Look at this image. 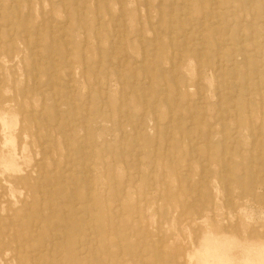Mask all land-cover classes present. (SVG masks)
Here are the masks:
<instances>
[{"label":"rangeland","instance_id":"rangeland-1","mask_svg":"<svg viewBox=\"0 0 264 264\" xmlns=\"http://www.w3.org/2000/svg\"><path fill=\"white\" fill-rule=\"evenodd\" d=\"M0 5V264H264V0Z\"/></svg>","mask_w":264,"mask_h":264},{"label":"bare ground","instance_id":"bare-ground-1","mask_svg":"<svg viewBox=\"0 0 264 264\" xmlns=\"http://www.w3.org/2000/svg\"><path fill=\"white\" fill-rule=\"evenodd\" d=\"M118 1H119V0H118ZM96 3H97V2H96ZM146 3H147V2H146ZM169 4H171V3H169ZM147 5H148V4H147ZM0 6H1V5H0ZM84 6H85V4H84ZM146 7H147V6H146ZM172 7H173V6H172ZM18 9H19V7H18ZM67 10H68V9H67ZM82 10H83V9H82ZM202 10H203V9H202ZM205 11H206V10H205ZM211 11H212V10H211ZM146 12H147V11H146ZM83 14H84V12H83ZM147 14H148V13H147ZM203 15H204V13H203ZM97 17H98V16H97ZM148 17H149V16H148ZM18 18H19V16H18ZM66 20H67V19H66ZM66 20H65V22H67ZM97 22H99V20H97ZM153 23H154V22H153ZM123 25H124V24H123ZM57 27H58V25H57ZM102 27H103V26H102ZM60 29H61V28H60ZM162 29H163V28H162ZM14 30H15V29H14ZM173 30H174V29H173ZM201 30H202V29H201ZM123 31H124V29H123ZM8 32H9V31H8ZM61 32H62V31H61ZM170 33H171V32H170ZM170 33H169V34H170ZM58 34H59V33H58ZM63 34H64V33H63ZM123 34H124V32H123ZM12 35H13V34H12ZM12 35H11V36H12ZM63 36H64V35H63ZM63 36H62V37H63ZM24 37H26V36H24ZM62 37H61V38H62ZM95 37H96V36H95ZM113 37H114V36H113ZM117 37H118V36H117ZM133 37H134V36H133ZM58 38H59V37H58ZM140 38H141V37H140ZM153 38H155V37L153 36ZM177 38H178V37H177ZM251 38H252V37H251ZM145 40H146V39H145ZM250 40H251V39H250ZM153 41H154V40H153ZM242 41H243V40H242ZM198 42H199V41H198ZM85 43H86V42H85ZM224 45H225V44H224ZM33 47H34V46H33ZM83 47H84V46H83ZM83 47H82V48H83ZM154 48H155V47H154ZM66 50H67V49H66ZM143 50H144V49H143ZM82 51H83V50H82ZM144 51H145V50H144ZM38 52H39V51H38ZM178 53H179V52H178ZM143 54H145V53H143ZM153 54H154V53H153ZM67 56H68V54H67ZM143 56H144V55H143ZM152 56H153V55H152ZM46 57H47V55H46ZM141 57H142V56H141ZM141 57H140V58H141ZM65 58H66V57H65ZM140 58H139V59H140ZM244 58H245V57H244ZM56 59H57V58H56ZM126 59H127V58H126ZM218 60H219V59H218ZM45 61H46V60H45ZM100 61H101V60H100ZM125 61H126V60H125ZM140 61H141V60H140ZM140 61H138V62L140 63ZM21 62H22V61H21ZM48 62H49V61H48ZM136 62H137V61H136ZM175 62H177V61H175ZM246 62H247V61H246ZM3 63H4V62H3ZM44 64H45V63H44ZM99 64H100V62H99ZM134 64H135V63H134ZM171 64H173V63H171ZM246 64H247V63H246ZM45 65H46V64H45ZM122 65H123V64H122ZM98 66H99V65H98ZM54 67H55V66H54ZM84 67H85V66H84ZM119 67H120V66H119ZM260 67H261V65H260ZM136 68H137V67H136ZM171 68H172V67H171ZM218 68H219V67H218ZM84 69H85V68H84ZM152 70H153V69H152ZM135 72H136V71H135ZM70 73H71V72H70ZM37 75H38V73H37ZM37 75H36V76H37ZM236 76H237V75H236ZM230 77H231V76H230ZM256 77L258 78V76H256ZM84 78H85V77H84ZM231 79H232V78H231ZM48 81H50V80H48ZM68 81L70 82V79H69ZM247 81H248V80H247ZM245 83H246V82H245ZM164 84H165V83H164ZM32 85H33V84H32ZM216 87H217V86H216ZM217 88H218V87H217ZM50 90H52V89L50 88ZM236 91H237V90H236ZM73 92H74V91H73ZM146 92H147V91H146ZM74 93H75V92H74ZM89 95H90V94H89ZM105 95H106V94H105ZM233 96H234V95H233ZM105 97H106V96H105ZM58 98H59V97H58ZM71 99H72V98H71ZM56 100H57V99H56ZM165 101H166V100H165ZM156 102H157V101H156ZM199 103H200V102H199ZM201 104H202V103H201ZM88 105H89V104H88ZM149 105H150V104H149ZM21 108H22V107H21ZM154 108H155V107H154ZM41 109H42V108H41ZM100 109H101V108H100ZM85 110H86V109H85ZM170 110H171V109H169V111H170ZM171 112H172V110H171ZM193 112H194V110H193ZM86 113H87V112H86ZM169 113H170V112H169ZM143 114H144V113H143ZM153 114H154V112H153ZM5 115H6V114H5ZM86 115H87V114H86ZM1 116H2V115H1ZM171 116H172V115H171ZM3 117H4V116H3ZM3 117H2V118H3ZM17 117H18V116H17ZM190 117H191V116H190ZM203 117H204V116H203ZM228 117H229V115L227 116V118H228ZM10 118H11V117H9V119H10ZM188 118H189V117H188ZM11 119H12V118H11ZM14 119H15V118H14ZM16 119H18V118H16ZM170 119H171V117H170ZM0 120L2 121L1 117H0ZM4 120H5V118H4ZM4 120H3V121H4ZM6 120H7V119H6ZM177 120H178V119H177ZM11 121H12V120H11ZM11 121H9V122H11ZM168 121H169V120H168ZM216 121H217V120H216ZM216 121H215V122H216ZM4 122H5V121H4ZM14 122H15V121H13L12 123L14 124ZM17 122H18V120H17ZM17 122H16V123H17ZM57 122H58V121H57ZM1 123H3V122H1ZM12 123H9V126H10V124H12ZM17 124H18V123H17ZM55 124H56V123H55ZM68 124H69V123H68ZM213 124H214V123H213ZM3 125L5 126V124H3ZM1 126H2V124H1ZM6 126H7V125H6ZM187 126H188V125H187ZM11 127H12V125H11ZM11 127H10V128H11ZM14 127H15V125H14ZM14 127H13V128H14ZM84 127H85V126H84ZM156 127H157V126H156ZM6 129H7V128H6ZM166 129H167V127H166ZM173 129H174V128H173ZM7 130H8V129H7ZM171 130H172V129H171ZM8 131H9V130H8ZM15 131H16V130H15ZM67 131H69V130H67ZM84 131H85V130H84ZM222 131H223V129H222ZM9 132H11V131H9ZM37 132H38V131H37ZM37 132H36V134H37ZM69 132H70V131H69ZM135 132H136V131H135ZM135 132H134V133H135ZM168 132H169V131H168ZM212 132H213V131H212ZM71 133H72V132H71ZM157 133H158V132H157ZM189 133H190V132H189ZM209 133H210V132H209ZM234 133H235V132H234ZM11 135H12V134H11ZM11 135H10V137H11ZM4 136H5V135H4ZM12 136H13V135H12ZM8 137H9V135H8ZM14 137H15V136H14ZM25 137H26V136H25ZM63 137H64V136H63ZM209 137H210V136H209ZM5 138H6V137H5ZM11 138H13V137H11ZM11 138H10V140H12ZM168 138H169V137H168ZM8 139H9V138H8ZM208 139H209V138H208ZM208 139H207V141H208ZM5 140H6V139H5ZM14 140H15V139H14ZM234 140H235V139H234ZM254 140H255V139H254ZM7 141H8V140H7ZM81 141H82V140H81ZM166 141H167V140H166ZM38 142H39V141H38ZM195 142H196V141H195ZM253 142H254V141H253ZM3 143H4V142H3ZM5 143H6V141H5ZM10 143H11V141H10ZM14 143H15V141H14ZM14 143H12V144L14 145ZM43 143H44V142H43ZM12 144H11V145H12ZM41 144H42V143H41ZM41 144H40V145H41ZM67 144H68V143H67ZM4 145H7V144H4ZM13 145H12V146H13ZM25 145H26V144H25ZM42 145H43V144H42ZM42 145H41V148H42ZM84 145H85V144H84ZM195 145H196V144H195ZM232 145H233V144H232ZM253 145H254V144H253ZM23 146H24V144H23ZM93 146H94V145H93ZM99 146H100V145H99ZM207 146H208V145H207ZM230 146H231V145H230ZM3 147H4V146H3ZM139 147H140V146H139ZM14 148H15V147H14ZM81 149H82V147H81ZM93 149H94V148H93ZM168 149H170V148H168ZM15 150H16V149H15ZM15 150H13V153H16ZM100 150H101V149H100ZM258 150H259V148H258ZM10 152H11V151H10ZM87 152H88V150H87ZM91 152H92V151H91ZM101 152H102V150H101ZM66 153H67V152H66ZM207 153H208V152H207ZM221 153H222V152H221ZM90 154H91V153H90ZM95 154H96V153H95ZM10 155H11V154H10ZM10 155H9V156H10ZM15 155H16V154H15ZM21 155H22V154H21ZM169 155H170V153H169ZM94 156H95V155H94ZM14 157H15V156H14ZM103 157H104V156H103ZM31 158H32V157H31ZM2 159H3V158H2ZM10 159H11V157H10ZM10 159H9V160H10ZM27 159H28V157H27ZM68 159H69V158H68ZM68 159H67V160H68ZM252 159H253V158H252ZM9 160H7L8 162H7V161H6V162L10 165L11 163H9ZM12 160H13V159H12ZM29 160H32V159H30V157H29ZM36 160H38V159H36ZM13 161H15V160H13ZM77 161H78V160H77ZM251 161H252V160H251ZM4 162H5V161H4ZM16 162H17V161H16ZM259 162H260V161H259ZM54 163H55V162H54ZM89 163H90V162H89ZM5 164H6V163H5ZM16 164H17V163H16ZM28 164H29V163H28ZM90 164H91V163H90ZM114 164H115V162L113 163V165H114ZM231 164H232V163H231ZM14 165H15V164H14ZM3 166H4V165H3ZM5 166H6V165H5ZM12 166H13V165H11V168H12L13 170H16V169H18V168L15 169V167H16V166L18 167L19 165H15V167L13 166L14 168H13ZM37 166H38V165H37ZM6 167H7V166H6ZM7 168H8V167H7ZM7 168H6V169H7ZM19 168H20V167H19ZM27 168H28V167H27ZM63 168H64V167H63ZM68 168H70V167H68ZM227 169H228V168H227ZM43 170H44V169H43ZM67 170H68V169H67ZM104 170H105V168H104ZM262 170H263V169H262ZM8 171H9V170H8ZM105 171H106V170H105ZM12 172H13V171H12ZM64 172H65V171H64ZM104 173H105V172H104ZM75 174H76V173H75ZM80 175H81V174H80ZM18 179H20V178H18ZM64 179H65V178H64ZM73 179H74V178H73ZM76 179H77V178H76ZM113 179H114V178H113ZM60 181H61V180H60ZM76 181H77V180H76ZM85 183H86V182H85ZM115 183H116V182H115ZM10 185H11V184H10ZM89 185H90V184H89ZM91 185H92V184H91ZM91 185H90V186H91ZM10 188H11V187H10ZM12 188H14V187H12ZM88 188H89V187H88ZM91 188H92V186H91ZM1 189H2V188H1ZM54 189H56V187H55ZM11 190H12V189H11ZM3 194H4V193H3ZM21 194H22V193H21ZM21 194H20V195H21ZM115 194H117V193H115ZM11 196H12V195H11ZM116 196H117V195H116ZM14 198H15V197H14ZM89 199H90V198H89ZM90 200H91V199H90ZM105 203H106V202H105ZM29 207H30V206H29ZM119 207H120V206H119ZM113 209H114V208H113ZM64 211H65V210H64ZM107 213H108V211H107ZM120 213H121V212H120ZM237 213H238V212H237ZM76 214H77V213H76ZM107 215H108V214H107ZM32 216H33V215H32ZM88 221H89V220H88ZM32 222H34V221L32 220ZM92 222H93V221H92ZM117 222H118V221H117ZM205 223H206V222H205ZM35 226L37 227V224H36ZM92 230H93V229H92ZM207 230H208V229H207ZM76 231H77V230H76ZM50 232H51V231H50ZM92 232H93V231H92ZM204 233H205V232H204ZM108 234H109V233H108ZM115 234H116V233H115ZM205 234H207V233H205ZM211 235H212V234H211ZM34 236H35V234H34ZM78 237H79V236H78ZM78 237H77V238H78ZM107 237H108V236H107ZM206 237H207V235H206ZM216 237H217V236H216ZM91 238H92V237H91ZM96 238H97V237H96ZM204 238H205V237H204ZM204 238H202V243H203ZM208 238H209V237H208ZM210 238H212V237H210ZM78 239H79V238H78ZM205 239H206V238H205ZM50 240H51V239H50ZM50 240H49V241H50ZM119 240H120V239H119ZM206 240L208 241V239H206ZM206 240H204V242H205ZM219 240H220V239H219ZM219 240H217L218 243H221V242H219ZM29 241H30V240H29ZM207 241H206V242H207ZM210 241L213 242V241H215V240L212 239V240H210ZM232 241H233V240H232ZM52 242H53V241H52ZM223 242H224V241H223ZM108 243H109V242H108ZM108 243H107V244H108ZM208 243H210V242H207L206 244H208ZM233 243H234V242H233ZM83 244H86V243H83ZM204 244H205V243H204ZM204 244H203V245H204ZM211 244H212V243H210V245H211ZM215 244H217V243H215ZM221 244H222V243H221ZM228 244H229V242H228ZM228 244H227V246H228ZM231 244H232V243H230V247H231ZM239 244H240V243H239ZM23 245H24V244H23ZM48 245H49V244H48ZM212 245H213V244H212ZM242 245H243V244H242ZM263 245H264V244H263ZM52 246H53V244H52ZM94 246H95V245H94ZM118 246H119V245H118ZM200 246H201V245H200ZM218 246H220V245H218ZM224 246H225V245H224ZM224 246H222V247L220 246V247H221L222 249H224V248H223ZM234 246H235V245H234ZM234 246H233V248H234ZM261 246H262V245H261ZM50 247H51V246H50ZM79 247H80V245H79ZM107 247H108V246H107ZM204 247L206 248V251L203 250L204 252H203L202 254L200 253L201 255H199V257H198L199 259L197 258V256L194 257V258H196V260H199V261L201 260V262H200L201 264H220L219 262L223 261L222 258L219 257L220 255L217 257V253L213 252L214 254H212V253L210 252V253H211V254H210V253L207 251V249H209V248L211 249V251H215V249L212 250L213 248H211V247H214V245H213V246H210L209 248H207L206 246H204ZM215 247H217V246H215ZM220 247H218V248H220ZM230 247H228L227 250H228ZM256 247H257V244H256ZM256 247H255V249H256ZM36 248H37V247H36ZM200 248H201V247H200ZM257 248H259V247H257ZM263 248H264V247H263ZM263 248H262V249H263ZM23 249H24V248H23ZM94 249H95V248H94ZM105 249H106V248H105ZM202 249H203V248H202ZM210 249H209V251H210ZM216 249H217V248H216ZM222 249H220V250L222 251ZM33 250H34V249H33ZM106 250H107V249H106ZM227 250H225V251H227ZM243 250H244V249H243ZM243 250H242V251H243ZM245 250H246V249H245ZM256 250H257V249H256ZM263 250H264V249H263ZM120 251H121V250H120ZM217 251H218V250H217ZM217 251H216V252H217ZM221 251H220V252H221ZM225 251H224V252L222 251V252L225 253V254H227ZM247 251H249V249H248ZM93 252H94V251H93ZM95 252H96V250H95ZM105 252H106V251H105ZM197 252H198V251H197ZM200 252H201V250H200ZM222 252H221V253H222ZM227 252H228V251H227ZM5 253H6V252H5ZM243 253L245 254L244 251H243ZM248 253H249V252H248ZM261 253H262V252H261ZM261 253H260V254H261ZM263 253H264V252H263ZM120 254H121V253H120ZM215 254H216V255H215ZM225 254H224V255H225ZM257 254H258V253H257ZM260 254H259V255H260ZM221 255H222V254H221ZM254 255H256L255 252H254ZM222 256H223V255H222ZM225 256H226V255H225ZM250 256H251V255H250ZM257 256H258V255H256L255 257H257ZM262 256H263V254H262ZM262 256H261V257H262ZM58 257H60V256H58ZM228 257H229V256H228ZM261 257H259V258H261ZM188 258H189V257H188ZM190 258H191V257H190ZM226 258H227V257H226ZM226 258H225V259H226ZM234 258H235V257H234ZM244 258H246V257L244 256L243 259H244ZM252 258H253V257H252ZM252 258H250V260H252ZM262 258H263V257H262ZM262 258H261V259H262ZM228 259H229V258H228ZM228 259H226V260H228ZM231 259H233V258H231ZM248 259H249V258H248ZM248 259H247V260H248ZM255 259H256V258H255ZM261 259H260V260H261ZM235 260H236V258H235ZM257 260H258V258H257ZM263 260H264V259H263ZM263 260H262V261H263ZM231 261H232V260H231ZM36 262H37V261H36ZM42 262H43V261H42ZM195 262H198V261H195ZM227 262H228V261H227ZM227 262H224V263L226 264ZM229 262H230V261H229ZM232 262H233V261H232ZM234 262H235V261H234ZM243 262H245V261L243 260ZM246 262H247V261H246ZM246 262H245V263H246ZM248 262H249V261H248ZM250 262H252V261H250ZM256 262H257V261H256ZM107 263H108V262H107ZM221 263H222V262H221ZM235 263L237 264V262H235ZM254 263H255V260H254ZM257 263L259 264V260H258ZM222 264H223V263H222ZM231 264H232V263H231ZM233 264H234V263H233ZM246 264H247V263H246ZM249 264H250V263H249ZM251 264H253V263H251Z\"/></svg>","mask_w":264,"mask_h":264}]
</instances>
